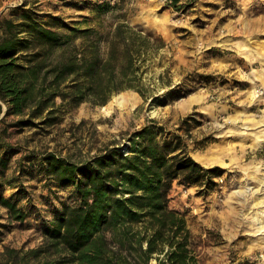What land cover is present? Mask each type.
Returning <instances> with one entry per match:
<instances>
[{"label": "rangeland", "instance_id": "rangeland-1", "mask_svg": "<svg viewBox=\"0 0 264 264\" xmlns=\"http://www.w3.org/2000/svg\"><path fill=\"white\" fill-rule=\"evenodd\" d=\"M105 3L119 4L130 25L166 43L145 74L146 96L125 90L104 106L84 103L53 125L18 124L19 117H5L3 105L0 136L14 154L0 194L18 199L30 217L13 222L0 205V264L8 249L41 246L43 223L63 200L74 199L71 187L49 184L44 153L87 159L152 119L172 131L183 127L190 154L226 171L212 192L176 183L170 194V208L185 216L192 232L199 264H264V228L255 220L264 211L258 181H264V0H181L177 7L170 0H0V38L5 20L25 10L72 23ZM121 93L134 94L136 105L110 109ZM187 119L191 137L182 123Z\"/></svg>", "mask_w": 264, "mask_h": 264}, {"label": "trees", "instance_id": "trees-1", "mask_svg": "<svg viewBox=\"0 0 264 264\" xmlns=\"http://www.w3.org/2000/svg\"><path fill=\"white\" fill-rule=\"evenodd\" d=\"M170 1L177 7L181 0ZM4 24L0 112L5 105V117H19L18 124L53 125L84 103L104 106L129 89L145 97V74L166 45L130 25L119 4L99 5L78 22L30 9ZM152 102L163 103L160 97ZM182 123L191 137L188 119ZM183 129L152 119L87 159L44 153L49 184L71 187L74 199L63 200L43 223L41 246L8 249L6 264H199L192 232L185 216L170 208V194L176 183L212 192L226 171L199 163ZM13 151L0 136V187ZM0 205L13 222L30 217L18 199L0 194Z\"/></svg>", "mask_w": 264, "mask_h": 264}, {"label": "bare ground", "instance_id": "bare-ground-1", "mask_svg": "<svg viewBox=\"0 0 264 264\" xmlns=\"http://www.w3.org/2000/svg\"><path fill=\"white\" fill-rule=\"evenodd\" d=\"M136 101L137 98L134 94L132 93H121L118 96L114 97V99L110 102V109H112L114 106L121 108V109H129L131 106H135L136 105ZM262 141V140H260ZM221 163H224L223 160H220ZM260 182V184L264 183V181L262 179L258 180ZM261 215H259L255 220L256 223L258 224L259 227L264 228V211L260 213ZM261 216V217H260ZM263 225V226H260Z\"/></svg>", "mask_w": 264, "mask_h": 264}, {"label": "crops", "instance_id": "crops-1", "mask_svg": "<svg viewBox=\"0 0 264 264\" xmlns=\"http://www.w3.org/2000/svg\"><path fill=\"white\" fill-rule=\"evenodd\" d=\"M157 264V263H156Z\"/></svg>", "mask_w": 264, "mask_h": 264}]
</instances>
